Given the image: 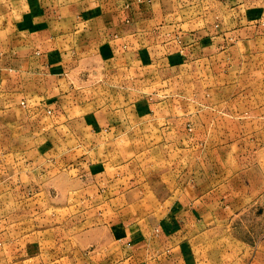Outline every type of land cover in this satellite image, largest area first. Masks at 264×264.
I'll return each instance as SVG.
<instances>
[{"label": "crops", "instance_id": "1", "mask_svg": "<svg viewBox=\"0 0 264 264\" xmlns=\"http://www.w3.org/2000/svg\"><path fill=\"white\" fill-rule=\"evenodd\" d=\"M252 1L0 0V264H264Z\"/></svg>", "mask_w": 264, "mask_h": 264}, {"label": "rangeland", "instance_id": "2", "mask_svg": "<svg viewBox=\"0 0 264 264\" xmlns=\"http://www.w3.org/2000/svg\"><path fill=\"white\" fill-rule=\"evenodd\" d=\"M259 1H264V0H253L252 1V3H258ZM11 232H14V231H9V230H7V236L11 233ZM29 232H34V231H28V242L29 243H31V242H34V237H35V235H34V233H32L31 235L29 234ZM9 237L10 236H8L7 237V253L10 251V252H14L15 251V249H17V251L16 252H18V253H16V256L14 257V258H11L8 262H7V264H19V262H17V260H18V258L17 257H19V245H17V246H12V245H9L8 244V239H9ZM22 248H23V250L24 251H27V252H29L28 254L30 255V253H35V246H33V245H28V248H26L25 247V245L24 246H22ZM65 247H62V249H64ZM28 264H37L36 262H35V260L34 259H29V262H28Z\"/></svg>", "mask_w": 264, "mask_h": 264}]
</instances>
